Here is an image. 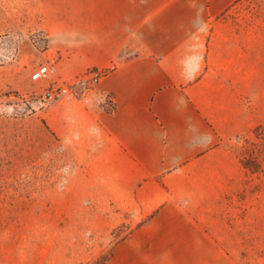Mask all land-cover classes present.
Here are the masks:
<instances>
[{"label":"crops","instance_id":"0c3cea01","mask_svg":"<svg viewBox=\"0 0 264 264\" xmlns=\"http://www.w3.org/2000/svg\"><path fill=\"white\" fill-rule=\"evenodd\" d=\"M238 1H46V54L61 81L107 71L52 103L44 123L81 170L61 191L65 205L86 192L134 214L136 229L106 264H158V228L184 210H208L211 180L227 177V131L242 135V84L253 81L257 43L240 22L253 14L234 10Z\"/></svg>","mask_w":264,"mask_h":264},{"label":"rangeland","instance_id":"374dc122","mask_svg":"<svg viewBox=\"0 0 264 264\" xmlns=\"http://www.w3.org/2000/svg\"><path fill=\"white\" fill-rule=\"evenodd\" d=\"M46 1L0 0V264H106L137 223L130 210L86 192L65 205L61 191L81 170L44 128L57 101L41 106L48 82L31 79L50 63ZM234 10L251 12L240 22L257 32L253 81L242 84V135L228 128L227 177L211 180L209 209L184 210L158 228V264H264V0H239ZM73 83L74 97L93 87Z\"/></svg>","mask_w":264,"mask_h":264},{"label":"built area","instance_id":"2783aa9c","mask_svg":"<svg viewBox=\"0 0 264 264\" xmlns=\"http://www.w3.org/2000/svg\"><path fill=\"white\" fill-rule=\"evenodd\" d=\"M107 74L106 70H98L95 68L87 70L80 80L88 81L93 86L97 85L100 80ZM31 79L37 81H47L48 86L42 100V107L48 106L51 102L66 98L74 97L71 86L74 83L63 82L58 74V66L55 63H48L37 68L31 75ZM79 81V80H78ZM104 103L111 105L110 96H104Z\"/></svg>","mask_w":264,"mask_h":264}]
</instances>
